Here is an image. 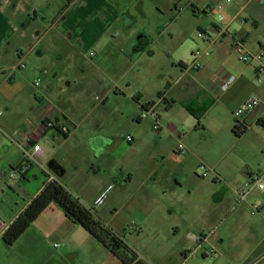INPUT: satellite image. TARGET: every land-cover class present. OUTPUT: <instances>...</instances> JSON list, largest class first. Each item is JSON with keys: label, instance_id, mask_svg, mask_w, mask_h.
<instances>
[{"label": "crops", "instance_id": "obj_1", "mask_svg": "<svg viewBox=\"0 0 264 264\" xmlns=\"http://www.w3.org/2000/svg\"><path fill=\"white\" fill-rule=\"evenodd\" d=\"M136 1L74 0L67 6V0H0V70L12 69L21 59L28 63V67L17 71L14 76L0 74V111H3L0 116V264H49V238L55 235H61L59 238L63 237L66 246H59L61 250L52 252L54 256L64 258L75 252L71 248L70 237L65 236H68V232H76L78 225L70 221L55 204L32 225L34 230L29 229L15 245L8 246L2 241L4 232L46 187L50 179L64 185L62 180L69 174V169L66 165L67 158L60 153L67 146L70 149L83 150L93 160L94 165L92 168L86 167V172L90 169L99 174L102 168H105L109 173L107 178H100L90 188L89 202L94 203L111 185L114 188L103 206L109 203L114 212L118 204L125 199L134 206L138 195L146 197L151 192H168L163 181L157 180L156 171L148 172L144 179L136 180L137 171L131 166L130 160L123 158L120 143L112 129L104 123V116L88 122L89 115L99 109L105 110L111 99L118 103L129 101L134 106L129 114L126 108L123 109V116L127 117L123 129H128V134H132L128 135L131 137L127 139L128 142L134 143L132 149L138 144V138H142V127L146 124L150 125L151 129L153 127L150 119L142 117V108L157 102L160 97H164V101L159 104L158 110L162 108L169 113L178 105L192 106V115L199 116L205 111L210 112L218 102L231 108L233 114L246 100L258 97L262 104L246 116L244 127L250 131L257 124H264V72H260L261 67L264 69V61L244 66L239 58H236L234 50L236 40L242 41L251 53H257L264 47V0L227 2L222 10L225 17H222L221 27H228V33L220 35V26L213 23L212 32L205 33L209 39H203L205 49L202 52L210 50L211 55H204L199 60L198 70L192 69L195 62L194 51L191 60L176 61L177 37L173 26L176 27L182 14L176 15L169 26L165 27L163 33H168L167 36L165 34L162 37L163 33L160 31L159 38L154 40L146 32L137 33L131 23H126V20L137 21L133 12V2ZM135 4V8L144 15V4L138 7L137 3ZM203 8V11L207 10V7ZM19 17L21 21L18 20ZM88 21L94 23L85 25ZM184 22L187 24L188 21L184 19ZM84 40L97 51L87 54L88 57L96 58L90 60L93 68L98 70L105 57H112L121 62L122 75L117 81L107 76L97 80L95 85L92 84V88L96 87L97 91H102V102L96 100L98 105H95L88 115L79 117L80 112H88V109L85 94L77 97V92L91 90V84L83 83L86 79V69L81 71V83L77 82V58L82 51L77 44ZM155 41L160 46L162 56L157 67V85L147 86L135 77L128 79L135 69L136 62L133 59L137 54L150 53L153 57L156 56ZM205 57L209 59L201 65L200 62ZM193 71H196L199 77L207 76L206 79L194 88L181 86ZM227 75L237 77V81L228 92L220 93L217 83ZM38 78H42L43 82L39 89L34 86ZM39 97L49 105L50 114L58 126H67L71 129L70 134H62L59 127L45 129ZM203 106L206 108L201 109ZM161 121L162 133L156 135H159V140L166 141L173 132L169 121L165 118H161ZM129 138H132V141H129ZM36 144L44 148L45 157L33 162L29 171L22 174L21 166L25 162V154ZM50 162L55 163L56 169L63 174L62 177H58L48 168ZM260 168V173L264 175V160ZM80 172L81 169L77 167V178L81 175ZM246 181L247 178H240L233 185H227L226 199L218 205L222 207L231 197V201L226 203L228 207H224L226 214L234 213L235 191ZM66 188L75 198L86 201L74 187L67 185ZM146 200H142L143 219L138 220V230L156 229L161 231V234L166 233V237H171L176 246L180 244L181 257L177 252L168 264L189 260L187 252L197 248L201 236L205 235L199 233L198 227L208 221L210 216L201 215L196 221L188 214L171 213L166 217H157L148 209ZM254 207L258 208L259 214L262 215L264 190L252 188L248 199L238 207L242 210H237V215L234 214L231 218V223L234 221L232 227L241 228V217ZM150 218H154V221L148 223ZM252 221L245 227L244 234L256 250L264 245V217L253 218ZM226 240L225 233L218 236L219 245L223 250ZM203 253L202 256L207 257ZM139 258L146 264L147 261L152 262L148 258L147 261L140 256ZM252 263L256 264V259Z\"/></svg>", "mask_w": 264, "mask_h": 264}, {"label": "rangeland", "instance_id": "obj_2", "mask_svg": "<svg viewBox=\"0 0 264 264\" xmlns=\"http://www.w3.org/2000/svg\"><path fill=\"white\" fill-rule=\"evenodd\" d=\"M203 1L206 4L202 5ZM135 3H137V7L144 4V15L135 8ZM226 4L227 0H137L133 2V12L136 14L137 21L126 20V23H131L137 33L146 32L156 40L159 38V32L162 31L163 33L171 20L176 15L182 14L176 27L173 26L175 33L172 31L177 37L176 61H189L192 51L195 53L204 51L205 43L199 34L202 33L206 36L205 33L212 32L213 23L218 24L219 19L224 16L222 10ZM219 6H222V9H219ZM203 7H207V10L203 11ZM184 19L188 21L187 24ZM18 20L21 21V18L19 17ZM93 23V21H88L85 22V25ZM85 28L82 27V29ZM165 34L163 33L162 37ZM138 36L137 34L136 38ZM85 41L77 44V47L82 49L77 58V82L81 83L79 81L83 75L81 71L86 69V79L83 83L91 84V90L89 92H77V97L81 96L82 93L85 94L86 108L88 109V112H80L79 117L88 115L89 111L98 105L96 97L102 99V91H97L96 87L92 88V84L95 85L97 80L107 76L117 81L122 75L120 72L121 62L112 57H105L98 66V70L93 68L90 60L96 58L88 57L87 54L96 51V49L90 47L91 44ZM154 48L157 52L154 57L150 53L147 55L139 53L134 57L136 66L129 74L128 79L135 77L147 86L157 85V67L162 56L160 46L156 41ZM208 52L210 56V50ZM236 56L238 58L237 54ZM208 59L209 57H205L200 64L202 65ZM241 64L248 66L242 62ZM25 65L28 67L27 62ZM20 71L23 70L18 72ZM178 74H180V66H178ZM203 77L197 76L196 71H193L181 83V86L194 88L207 76ZM39 79H41L42 86V78ZM110 102V104H106L105 110L99 109L96 113H92L93 115L90 114L88 122L104 116L102 118L105 120L104 123L112 129L115 138L120 143V152L123 158L130 160L131 166L137 171L136 180L144 179L148 172L156 171L157 180L163 181L162 183L168 192L166 194H153L151 192L146 197L138 195L135 198L134 206L130 202H126L125 199L118 204L115 212L109 203L103 207H95L94 203L88 200L89 190L97 180L107 178L109 173L105 168H102L99 174L90 169L86 172V167L92 168L94 165L93 160L83 150L78 151L77 148L70 149L67 146L60 153L61 156L67 158L66 165L69 169V174L63 178L62 183L66 187L67 185L74 187L73 189L85 197L86 201L76 198L87 209L97 213L98 217L114 233L123 238L132 251L146 261L147 258L150 259L153 264H168L167 262L171 261L177 252L181 257V246L180 244L176 246L171 237H166V233L161 234V231L158 232L156 229L138 230L137 226L140 223L138 220L143 219L142 200L144 199H147L148 209L153 211V215L157 217H166L171 213L188 214L193 217V221H196L201 215L210 216L209 220L202 223L198 229H200L199 233L213 234L210 244L217 250V253L213 256L203 257L201 253H208L210 250V247L206 245L202 252L191 256L187 260L188 262L182 260L178 262L179 264H183V262L185 264H251L254 259H256V264H264V245L254 250L253 244H250L251 241L244 234L245 227L253 222V218L264 217V209L262 215L259 213L252 215L253 210H247L241 217V221L238 218L239 224L243 223V226L233 228L234 221L231 223L230 220L234 214L237 215V210L242 209L238 208L233 211V214H226L227 211L224 207H228L226 203L231 201V197L223 203L222 207L218 206L222 200L226 199L227 185H233L240 178L249 180L251 173L262 174V172L260 173L262 171L260 165L264 160V124H257L250 131L238 137L233 132L237 120L232 114L231 108L221 102H218L210 112L205 111L206 114L205 112L201 114L200 126L190 112L192 106L178 105L169 113L159 108L160 117L165 118L171 124L172 136L166 141L159 140V135H156L150 125L146 124L142 127V138H138V144L135 145V149H132L134 143L127 141L128 137H131L128 135L132 134H128V129H126L127 131L123 129L127 118L123 116V109L126 108L129 114L134 106L129 101L118 103V101L111 99ZM204 108L206 107L203 106L201 109ZM0 112L3 113V111ZM179 144H183L187 148L186 154L175 152ZM87 158L88 160H85ZM77 167L81 169V175L78 178ZM206 171L208 176L203 177ZM16 175L19 174L16 173ZM217 177L218 179L215 181ZM152 221L154 218H150L147 222ZM34 228L31 226L29 229L34 230ZM262 230L264 232V229ZM69 233L65 237H70L69 242L75 252L64 258L54 256L52 252L60 251L59 246H66L63 237L59 238L61 235H55L49 238V256L51 258H49V264H124L80 226H77L76 232ZM222 233L227 236L224 250L221 249L220 242H218V236ZM195 249L196 247L192 248L187 254L190 255V252ZM147 262L151 264L149 261Z\"/></svg>", "mask_w": 264, "mask_h": 264}, {"label": "built area", "instance_id": "obj_3", "mask_svg": "<svg viewBox=\"0 0 264 264\" xmlns=\"http://www.w3.org/2000/svg\"><path fill=\"white\" fill-rule=\"evenodd\" d=\"M231 0H227V2L229 3ZM219 9H222V6H219ZM223 23V18L221 17L219 19V23L218 26L219 27V34L224 36L228 33V27H221ZM199 37L204 39V40H208L209 38L207 36H205L204 34H199ZM234 50L235 53L238 55V58L241 62L249 65H253L254 63L258 62V63H262L264 61V47L261 48L257 53H251L249 52L246 47L245 44L240 41V40H236L235 44H234ZM204 55H209V52H196L193 55V58L195 59V62L192 64V69L198 70L199 67V60L204 56ZM26 68V65L24 63V61L21 59L18 64L16 66H14L12 69H8L5 71H1L0 70V74H4L7 77H11L14 76L15 73L19 70H23ZM260 72H264L263 67L260 68ZM237 81V77L233 76V75H227L224 76L223 78H221L218 83H217V87H218V91L220 93H225L228 92L229 89L236 83ZM261 82V80H260ZM34 86L36 88L41 86V79H36L34 82ZM39 100H41L40 102V106L43 109V125L45 127V129H54V128H58V124L57 122L52 118L51 114H50V107L47 104L46 101H44L42 99V97H39ZM96 100L98 102H102V100L100 98H96ZM164 101V97H160L159 100L157 102H153L152 104L145 106L142 108V117L143 118H148L153 122V132L155 134H160L163 130V123L161 121V117L160 114L158 112V106L160 103H162ZM262 101L260 98L258 97H251L248 100H246L241 106H239L234 112L233 115L235 117V119L241 124L242 128L244 127V120L246 118V116H248L251 112H253L256 108H258L259 106H261ZM3 113L0 112V116H2ZM59 130L62 134H70L71 133V129H69L67 126H61L59 127ZM129 141H132V138H129ZM177 152L181 153V154H186L188 152L187 148L183 145V144H179L177 147ZM45 157V150L44 148H42L41 145L36 144L33 146V149L31 151H27L25 154V162L24 164H22L21 166V172L22 174L26 173L29 171L30 166L32 165L33 162L39 160L40 158H44ZM44 167V166H42ZM208 176V172L206 171L203 175V177H207ZM14 177V176H12ZM218 179L215 178V180ZM54 181V179H50V182ZM114 186H109L108 188L105 189V191L100 194L98 196V198L95 200L94 202V206L95 207H101L104 205V203L107 200L108 194L113 190ZM252 188H258L259 190H264V175L262 174H254L251 173L249 176V180H247L245 182V184L239 186L236 191H235V200H234V207L233 210H236L238 207L241 206V204H243L249 197L250 192L252 190ZM256 213H259V209L258 208H253L252 211V215H256ZM213 234L209 233L207 235H203L201 236L198 246L197 248L190 252V255L187 254V258L195 255L196 253H200L202 252V250L204 249V247L206 245H208L210 247V250L208 253L204 252V256H213L217 253V250L214 249V247H212V245L210 244V240L212 238Z\"/></svg>", "mask_w": 264, "mask_h": 264}, {"label": "trees", "instance_id": "obj_4", "mask_svg": "<svg viewBox=\"0 0 264 264\" xmlns=\"http://www.w3.org/2000/svg\"><path fill=\"white\" fill-rule=\"evenodd\" d=\"M74 0H67L69 6ZM181 65V64H180ZM201 125V117L193 114ZM233 132L240 137L247 132L236 121ZM57 205L74 224L83 228L98 243L110 253L118 257L124 264H146L138 254L132 251L121 236L113 232L92 210L87 209L76 199L59 181H51L31 201L25 211L4 232L2 241L8 245H15L39 217L52 205Z\"/></svg>", "mask_w": 264, "mask_h": 264}, {"label": "water", "instance_id": "obj_5", "mask_svg": "<svg viewBox=\"0 0 264 264\" xmlns=\"http://www.w3.org/2000/svg\"><path fill=\"white\" fill-rule=\"evenodd\" d=\"M48 168L50 169V170H52L58 177H62L63 176V174H61L57 169H56V167H55V163L54 162H50L49 164H48Z\"/></svg>", "mask_w": 264, "mask_h": 264}]
</instances>
